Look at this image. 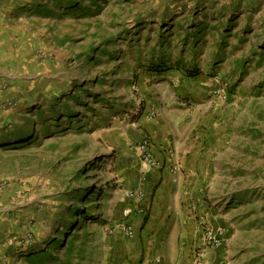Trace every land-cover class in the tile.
I'll list each match as a JSON object with an SVG mask.
<instances>
[{
    "label": "rangeland",
    "instance_id": "rangeland-1",
    "mask_svg": "<svg viewBox=\"0 0 264 264\" xmlns=\"http://www.w3.org/2000/svg\"><path fill=\"white\" fill-rule=\"evenodd\" d=\"M172 110L205 239L264 264V0H0V264H113L124 169Z\"/></svg>",
    "mask_w": 264,
    "mask_h": 264
},
{
    "label": "crops",
    "instance_id": "crops-1",
    "mask_svg": "<svg viewBox=\"0 0 264 264\" xmlns=\"http://www.w3.org/2000/svg\"><path fill=\"white\" fill-rule=\"evenodd\" d=\"M171 99L176 103L179 97ZM175 111L167 122L160 118L147 120L139 132L140 139L150 136L155 158L164 159L160 148L172 149L170 162L146 173L139 151L130 154L121 179L123 194L125 197L128 191H142L141 206L147 214L132 215L136 232L133 239H128L117 223L114 251L109 252L113 264H227L225 241L213 247L199 225L201 213L191 210L199 199L201 184L212 176L205 162L206 153H202L203 139L194 132L193 120ZM173 166L180 170L173 173ZM125 201L123 208L136 204ZM212 223L213 231L222 229L221 224Z\"/></svg>",
    "mask_w": 264,
    "mask_h": 264
},
{
    "label": "built area",
    "instance_id": "built-area-1",
    "mask_svg": "<svg viewBox=\"0 0 264 264\" xmlns=\"http://www.w3.org/2000/svg\"><path fill=\"white\" fill-rule=\"evenodd\" d=\"M137 150L140 153V159L144 165V169L146 173H149L152 170L159 169L166 165L167 162H170L174 156V152L170 148H160V152L164 155V159L159 160L155 158L153 143L147 135H144L138 143ZM167 161V162H166ZM180 170L179 167L173 166L171 171L173 173H177ZM125 198L128 201L135 202L134 206L125 207L122 212V217L119 221V226L125 232L128 239H133L136 235L135 228L133 222H131V217L134 214H138L139 216L146 217V210L141 206V202L143 201L144 195L142 191H128L125 194ZM222 236H214L209 238V242L213 247L220 246L222 243Z\"/></svg>",
    "mask_w": 264,
    "mask_h": 264
},
{
    "label": "trees",
    "instance_id": "trees-1",
    "mask_svg": "<svg viewBox=\"0 0 264 264\" xmlns=\"http://www.w3.org/2000/svg\"><path fill=\"white\" fill-rule=\"evenodd\" d=\"M164 69H165V66L157 65V68L156 67H152V69H150V70L151 71H156L157 70V71L161 72ZM195 75H198V73L190 74L189 76L194 77ZM55 111H56V109H55ZM55 114H57V113H55ZM27 136H29V134H22L21 135V139L26 138ZM77 196H78V199L80 201L81 199H83L84 196H86V192L80 193V195H77ZM77 212H81L83 214L84 213V208H79L78 205H75L70 211V217L73 218L77 214ZM67 226H69V224ZM61 243H62L61 240L56 241L54 243L55 244V248L57 246L61 245Z\"/></svg>",
    "mask_w": 264,
    "mask_h": 264
}]
</instances>
